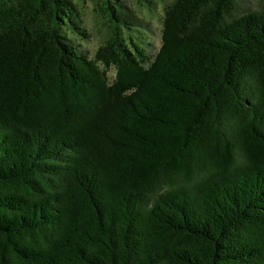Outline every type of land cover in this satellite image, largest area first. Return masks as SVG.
Returning a JSON list of instances; mask_svg holds the SVG:
<instances>
[{"label": "trees", "instance_id": "16d2710c", "mask_svg": "<svg viewBox=\"0 0 264 264\" xmlns=\"http://www.w3.org/2000/svg\"><path fill=\"white\" fill-rule=\"evenodd\" d=\"M152 1L0 0V264H264V0Z\"/></svg>", "mask_w": 264, "mask_h": 264}, {"label": "rangeland", "instance_id": "374dc122", "mask_svg": "<svg viewBox=\"0 0 264 264\" xmlns=\"http://www.w3.org/2000/svg\"><path fill=\"white\" fill-rule=\"evenodd\" d=\"M172 0H153L149 10L146 8L140 12V17L146 25V39L152 45L150 51H157L161 44V29L164 16V8L169 5ZM243 5L249 8H256L261 0H241ZM86 14V24L90 40L85 44L88 51L94 52L99 46L104 33L109 31L110 25L107 18L97 8L93 10L92 5L87 3L83 6Z\"/></svg>", "mask_w": 264, "mask_h": 264}]
</instances>
